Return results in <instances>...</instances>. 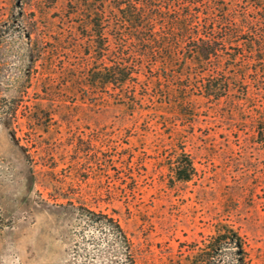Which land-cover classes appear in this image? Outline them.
I'll use <instances>...</instances> for the list:
<instances>
[{
    "label": "rangeland",
    "instance_id": "obj_1",
    "mask_svg": "<svg viewBox=\"0 0 264 264\" xmlns=\"http://www.w3.org/2000/svg\"><path fill=\"white\" fill-rule=\"evenodd\" d=\"M26 1L0 0V264H106L103 247L77 242L88 231L78 232L86 210L113 213L137 264H186L180 242L208 238L217 222L238 229L252 263L264 264V143L256 121H241L225 101L223 115L195 97L201 111L194 122L166 124L167 103L131 113L94 101L76 82L63 89L58 61L45 96L44 51L61 27L70 28L58 19L67 5ZM25 17L34 28L31 45L19 36ZM30 48L38 51L34 59ZM263 103L264 93L239 107L256 112ZM175 128L196 168L188 181L170 180ZM129 151L134 180L113 169Z\"/></svg>",
    "mask_w": 264,
    "mask_h": 264
},
{
    "label": "trees",
    "instance_id": "obj_2",
    "mask_svg": "<svg viewBox=\"0 0 264 264\" xmlns=\"http://www.w3.org/2000/svg\"><path fill=\"white\" fill-rule=\"evenodd\" d=\"M31 1L50 8L58 0ZM64 1L66 14L58 19L63 24L67 20L70 28L61 27L43 50L49 55L42 78L45 96H51L58 61L63 89L71 90L76 82L94 101L123 105L131 113L167 103L173 110L161 114L166 124L170 118L194 122L201 111L195 97L211 101L223 115L220 103L225 101L241 121H256V134L264 143V127H259L264 103L256 112L239 107L240 100L249 103L264 93V0ZM33 33L23 18L19 36L31 45ZM37 52L30 48L33 59ZM61 53L76 61H63ZM249 84L255 86L252 95ZM150 127L147 122L146 130ZM185 144L183 130L175 128L171 181H188L196 174ZM123 155L113 169L134 180L132 154ZM79 225V233L85 227L88 231L77 242L103 247L109 254L106 264H137L133 242L113 213L86 210ZM180 244L186 264H253L245 236L228 222H217L214 234L200 242Z\"/></svg>",
    "mask_w": 264,
    "mask_h": 264
}]
</instances>
